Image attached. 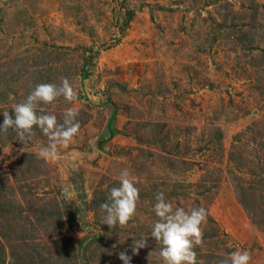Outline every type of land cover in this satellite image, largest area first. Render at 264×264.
<instances>
[{"label": "rangeland", "instance_id": "374dc122", "mask_svg": "<svg viewBox=\"0 0 264 264\" xmlns=\"http://www.w3.org/2000/svg\"><path fill=\"white\" fill-rule=\"evenodd\" d=\"M64 77L78 99L37 109H79L55 162L38 127L0 132V264H162L157 192L207 210L197 264H264V0H0V124ZM123 169L140 198L110 228L100 205Z\"/></svg>", "mask_w": 264, "mask_h": 264}, {"label": "clouds", "instance_id": "9594fccd", "mask_svg": "<svg viewBox=\"0 0 264 264\" xmlns=\"http://www.w3.org/2000/svg\"><path fill=\"white\" fill-rule=\"evenodd\" d=\"M60 97L70 104L78 99V91L68 78H61L59 85L37 84L24 101L12 106L14 118L9 114V110L3 111L0 132L7 133L11 129L16 133L18 140L24 143L34 137L33 129L38 127L48 138V144L37 150V158L55 162L59 157V149L67 148L81 127L76 119L79 115L78 108H67L63 112L62 123L58 122L55 114H46L43 109H40L38 114L37 109L41 103L52 105ZM119 181V187L111 188L107 197L108 202L100 205L103 224H107L110 228L117 224L127 225L136 214L137 202L140 198L139 189L130 178L128 169L120 172ZM62 191L71 201L70 187H64ZM155 199L153 211L158 219L152 226L151 237L161 245L158 256L162 264H197V254L194 249L203 244L201 225L207 221V210L204 207H193L189 210L183 207L174 209L163 192H157ZM146 246V238L134 240L132 252L138 254L139 250ZM119 259L124 261V264H130L131 257L126 252H120ZM251 259L249 251L236 250L224 256L219 264H250Z\"/></svg>", "mask_w": 264, "mask_h": 264}]
</instances>
